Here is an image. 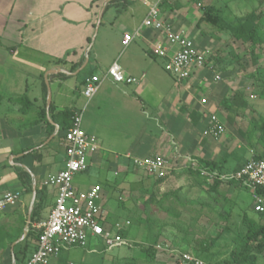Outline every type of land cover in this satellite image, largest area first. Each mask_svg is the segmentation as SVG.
<instances>
[{"label": "crops", "instance_id": "obj_1", "mask_svg": "<svg viewBox=\"0 0 264 264\" xmlns=\"http://www.w3.org/2000/svg\"><path fill=\"white\" fill-rule=\"evenodd\" d=\"M151 2L153 0H0V62L11 68L7 113L0 115V196L6 192L20 193L19 205L4 213L1 222H8L11 217V223H14L22 217L24 208H29L31 193L19 181L18 172L28 175L30 184L34 183L38 192L35 200H42L38 221L33 224L46 220L56 190L43 186L42 182L63 168L65 130L62 127L69 124L70 117L63 118L62 114L74 113L85 104L84 113H87L85 118L82 117L81 128L86 134L94 135L100 147L85 173L91 169L98 173L88 184L82 180V173L75 175L72 182L77 191L99 186L103 202H106L111 195L104 188L103 165L116 167L108 174L117 176L120 171L125 179L133 178L137 184L141 183L139 174L132 172L134 168L126 156L143 158L159 154L168 160V176L161 178L156 185H153L156 179L152 178L153 189L160 193L170 188L175 180L171 175L173 171L176 175L183 168L189 169L188 159L196 161L197 166L200 161L216 162L224 172L233 171L234 167L229 168L225 163V157L230 153L224 146L227 137L213 140L203 135L210 116L219 117L215 104L221 101L225 91L215 76H222L210 77L207 68H203L193 73L190 79L177 82L165 72L163 61L152 54V45L161 38L160 33L141 27ZM185 4V0H164L160 5V17L170 23L174 31H184L194 42L189 27L198 14L186 9ZM101 11L97 30L99 33L102 28L104 32L98 47L93 50L92 37L98 34L95 25ZM138 28L139 35L123 47V36L134 34ZM194 45L199 50L202 46L195 42ZM114 62L127 76L144 75L143 81L126 85L104 80L86 103L81 95L84 81L92 75L101 76ZM51 70L61 72L49 73L46 77L50 87L49 118L45 112V120L39 121L47 100L44 75ZM29 80L35 82L31 84L33 88ZM202 99L206 100L205 105H201ZM135 110L155 122L156 134L147 133L144 123L136 122ZM104 112H107L106 116ZM118 116L134 119L133 125L140 127L139 133L127 137L107 121ZM110 134L114 137L122 134L117 135L118 143L125 144L121 148L122 155L112 158L102 155L101 151L107 150L102 139ZM7 162L9 169L5 168ZM123 170L126 173H121ZM125 179L120 187L128 189L132 185ZM226 189V194H231V198L237 201V192L241 188L228 185ZM8 251L10 253V247ZM87 252L94 254L84 258L88 264L100 260L103 251L99 248ZM61 262L59 254L48 264ZM0 264H12L11 253L8 259L3 253ZM64 264L74 263L68 261Z\"/></svg>", "mask_w": 264, "mask_h": 264}, {"label": "rangeland", "instance_id": "obj_2", "mask_svg": "<svg viewBox=\"0 0 264 264\" xmlns=\"http://www.w3.org/2000/svg\"><path fill=\"white\" fill-rule=\"evenodd\" d=\"M185 3L186 9L199 15L192 19L189 32L194 34V42L202 45L199 48L207 56L209 76L216 74L222 76L217 81L220 80L221 83L219 82L218 85L225 91L224 99L230 100L235 92H241L246 102L245 107L232 109H227L221 101L215 104L225 126L224 136L227 137V141L224 146L230 151L225 157V163L229 168H233L234 164L239 162L244 164L254 155L264 157V142L262 144L259 142L264 131V87L261 82L249 78V75H254L256 70V65L252 61L253 55L260 54L258 63L264 64V47L261 50L258 47L251 50L249 43L244 44L232 37V32L238 27L239 18L254 10L262 13L264 17V0L263 4H260L259 0H185ZM205 8L210 9V15L217 20L215 23L201 21ZM257 27L259 31H264V23L257 24ZM99 30L94 37L93 50L98 47L104 32L102 28ZM28 83L33 85L35 82L29 80ZM32 85L31 88L34 87ZM10 88L11 68L8 64L0 62V115L7 113L6 103L10 96L7 93ZM84 112L85 118L87 112ZM135 113L136 122H143L147 133L158 132L153 120L145 119L136 110ZM103 114L106 116L107 112ZM107 121L127 137L134 136L140 131L139 126L133 125L134 119L118 116L113 121ZM117 135L122 134H116L115 137L110 134L102 139L103 147L107 148L106 151H101L102 155L109 158L122 155L121 148L125 144L118 143ZM1 145L7 146L9 143ZM5 168H11L8 162ZM133 168L132 172L139 174L138 181L141 182L139 184L133 178L125 179L120 171H117V176L108 174L116 167L103 165V181H106L104 188L111 195L104 202V207L109 210L108 222L111 224L118 221L130 222L127 237L131 247L105 250L100 260L96 259L97 261L88 264H149L136 245L148 246L149 241L153 239L156 257L150 264H178L181 253H189L208 264H232L230 253L234 247L233 240L238 233L245 231L241 225L242 217L244 214L249 217L256 215L251 209L252 200L247 191L239 189L237 192L239 198L234 201L231 194H226V184L213 185V181L208 182L190 175L189 170L183 168L176 175L173 174L174 171L172 172L171 175L175 180L170 184V188L160 193L153 189L152 177ZM125 170L121 173H126ZM97 173L98 171L92 169L82 173V180H86V184L92 183V178L97 177ZM124 179L132 185L128 189L120 187ZM27 210L28 207H25L18 221L11 223L10 217L8 222L0 221V226L5 230L11 229L14 233L19 230L23 232ZM7 245L5 242V247L0 248V260L3 253L6 259L10 258ZM102 247L101 244H94L92 241L85 248L73 247L62 251L61 264L68 261L85 264L84 258L94 255L87 251ZM17 252L16 246L13 252L17 258L15 264H21ZM257 264H264L263 256L259 255Z\"/></svg>", "mask_w": 264, "mask_h": 264}, {"label": "built area", "instance_id": "obj_3", "mask_svg": "<svg viewBox=\"0 0 264 264\" xmlns=\"http://www.w3.org/2000/svg\"><path fill=\"white\" fill-rule=\"evenodd\" d=\"M164 0H153L148 4V11L141 27L159 32L161 38L153 43L152 54L163 61L164 70L177 82L185 81L197 70L207 68V56L199 50L193 40L184 31H174L171 24L160 17V5ZM140 27V28H141ZM140 28L134 34H125L121 44L129 45L134 36L139 35ZM114 84L137 85L144 75L130 77L123 73L114 62L102 74L92 75L84 81L81 95L86 103L97 93L104 80ZM215 79H219L215 76ZM201 105L206 100L200 101ZM86 104L75 111L71 126L63 135L64 164L54 175L43 180V186L56 190L53 207L46 220L32 224L38 232L36 249L24 264H48L49 260L62 251L73 247L85 248L89 242L101 244L105 250L127 247L130 240L122 236L130 225L129 221L108 222V212L104 207L103 193L99 186H92L86 191H77L73 186V177L85 173L99 150V142L94 135L86 134L82 128V117ZM203 135L219 140L225 135V126L216 115H211ZM130 164L154 179L164 178L169 172L168 160L159 154L143 158H130ZM189 168L197 171L208 182H233L235 186L247 191L251 197V209L264 218V160L250 158L235 171L218 172L197 166L196 161L187 160ZM20 202L19 192H6L0 196V217ZM178 264H208L189 253L179 254Z\"/></svg>", "mask_w": 264, "mask_h": 264}, {"label": "trees", "instance_id": "obj_4", "mask_svg": "<svg viewBox=\"0 0 264 264\" xmlns=\"http://www.w3.org/2000/svg\"><path fill=\"white\" fill-rule=\"evenodd\" d=\"M260 4H263V0H259ZM210 9L205 8L203 9V15L201 16V21H206L210 23H215L217 20L216 18L212 17L210 15ZM238 27L232 32V37L235 40L241 41L242 43H249V47L251 50H255L257 47L261 50L262 47H264V31L258 29L257 24H263L264 23V17L262 13H258L256 10L250 12L249 14L239 18L237 20ZM252 53V52H251ZM259 57L260 54L253 55V63L256 65L255 74L249 75V78L254 79L256 82H261L262 86L264 87V64H259ZM221 102H224L227 109L232 108H240L245 107L246 102L243 100V95L241 92H235L230 100L222 99ZM74 113L66 114L63 113V118L70 117L69 124L66 127H62L65 131L71 126V119ZM52 121H54L53 117L50 118ZM45 120V111L42 110L40 114L39 121ZM64 131V133H65ZM64 135V134H63ZM259 142L262 144L264 142V131L262 132L260 136ZM253 159H263L264 157L261 155H254L251 157ZM199 167L206 168L209 170H216L218 172H224L222 170V166H218L216 162H208V161H200ZM233 171L240 168L241 163L234 164ZM189 170V174L193 175L198 178H202L199 176L197 171ZM19 181L22 185H25L27 187L28 193H31V184L28 175L25 172H18L17 175ZM204 179V178H202ZM162 179H156L154 185L160 183ZM213 185H219L221 182L219 181H213ZM228 185H234L233 182L223 183ZM238 187V186H237ZM214 189V188H213ZM36 195H38V192L36 191ZM41 202L42 200L39 199L37 202L35 200V203L32 208L31 216H30V222L28 225V230L26 233V236L24 240L17 245L14 246V249L16 246L18 247V255L20 257V262L23 263L24 259H27L28 256H30L34 250L36 249V241L38 238V232L33 230L31 225L34 222L38 221V213L41 208ZM241 225L244 227L245 231L240 232L237 234V236L234 238L233 243L234 247L232 252L230 253L231 262L232 264H257L259 260V255L263 256L264 258V218L261 215H255L254 217H249L246 214L243 215L241 220ZM129 227V226H128ZM128 229V228H127ZM127 229L123 231L121 234L123 237H127ZM22 231L19 230L18 232L14 233L11 229L5 230L3 227L0 226V248L5 247V242L8 244L7 246L10 247V245L15 242L21 235ZM139 247L140 252L145 257V261L147 263H152L155 260L156 257V250H155V241H149L148 246H140ZM131 247V245L127 246ZM101 251H105V248L102 247L100 249ZM14 254V253H13ZM26 257V258H25ZM15 261L17 260L16 255L14 254ZM26 261V260H25ZM133 261V260H132ZM25 263V262H24Z\"/></svg>", "mask_w": 264, "mask_h": 264}, {"label": "water", "instance_id": "obj_5", "mask_svg": "<svg viewBox=\"0 0 264 264\" xmlns=\"http://www.w3.org/2000/svg\"><path fill=\"white\" fill-rule=\"evenodd\" d=\"M101 15H102V11L100 12V14L98 16V19H97V22H96V25H95V33L97 31V28L99 27ZM93 39H94V36L92 37V40ZM58 72H61V71H59V70H51V71H49L48 73H46L44 75V81H45V85H46V88H47V100H46V106H45V112H46L47 118H49L48 117V111H49V105H50V90H49V85H48V82L46 80V77H47V75L49 73H58ZM35 197H36L35 184L32 183V185H31V201H30V205H29V208H28V212H27V217H26V222H25V229L23 230L22 235L15 242H13L11 244V246H10L12 264H15V258H14V255H13V248H14L15 245H17L18 243L22 242L24 240L25 236H26L27 227H28L29 222H30V216H31L33 204H34V201H35Z\"/></svg>", "mask_w": 264, "mask_h": 264}]
</instances>
